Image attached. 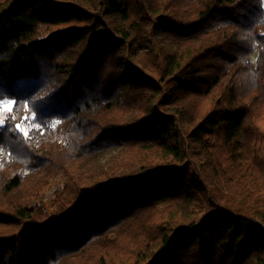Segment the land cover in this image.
Returning <instances> with one entry per match:
<instances>
[{
  "label": "trees",
  "instance_id": "trees-1",
  "mask_svg": "<svg viewBox=\"0 0 264 264\" xmlns=\"http://www.w3.org/2000/svg\"><path fill=\"white\" fill-rule=\"evenodd\" d=\"M4 102L0 264H264V0H0Z\"/></svg>",
  "mask_w": 264,
  "mask_h": 264
},
{
  "label": "rangeland",
  "instance_id": "rangeland-1",
  "mask_svg": "<svg viewBox=\"0 0 264 264\" xmlns=\"http://www.w3.org/2000/svg\"><path fill=\"white\" fill-rule=\"evenodd\" d=\"M8 104L7 102H4L3 105H2V109L0 111V116H3L5 112H7L9 110L8 108ZM11 104V103H10ZM11 107H12V104H11ZM53 191V189H50L49 191H47L46 195H45V198H44V201L45 202H48V196L51 194V192Z\"/></svg>",
  "mask_w": 264,
  "mask_h": 264
},
{
  "label": "snow or ice",
  "instance_id": "snow-or-ice-1",
  "mask_svg": "<svg viewBox=\"0 0 264 264\" xmlns=\"http://www.w3.org/2000/svg\"><path fill=\"white\" fill-rule=\"evenodd\" d=\"M8 108H9V110L11 109V104L10 103L8 104ZM17 127L19 128V125H17ZM25 135H27V132H25Z\"/></svg>",
  "mask_w": 264,
  "mask_h": 264
}]
</instances>
